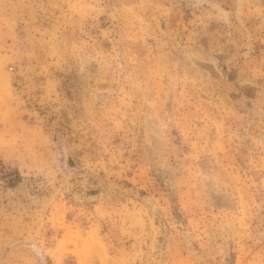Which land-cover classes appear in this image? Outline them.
I'll use <instances>...</instances> for the list:
<instances>
[{
	"label": "rangeland",
	"instance_id": "1",
	"mask_svg": "<svg viewBox=\"0 0 264 264\" xmlns=\"http://www.w3.org/2000/svg\"><path fill=\"white\" fill-rule=\"evenodd\" d=\"M15 2L0 67L34 163L0 160V264H259L264 0H101L82 28Z\"/></svg>",
	"mask_w": 264,
	"mask_h": 264
},
{
	"label": "clouds",
	"instance_id": "2",
	"mask_svg": "<svg viewBox=\"0 0 264 264\" xmlns=\"http://www.w3.org/2000/svg\"><path fill=\"white\" fill-rule=\"evenodd\" d=\"M58 7L59 5H53ZM18 7L15 0H0V35L4 34V29H11L12 25L8 21V15L14 13ZM158 7V6H157ZM105 11L101 7V0H95V3H88L86 0H68L67 11L63 13L67 20L73 26L83 27L85 18L102 14ZM131 11V10H128ZM73 52H83L82 45H72ZM17 97L12 95L8 86L7 73H4L0 67V160L5 162L15 160L23 167H29L34 163L33 152L30 143L17 135L13 130L12 118L19 106ZM260 170L264 171V156H261L259 162ZM13 264V262H10ZM23 264H42L36 259H24ZM264 264V259L259 261Z\"/></svg>",
	"mask_w": 264,
	"mask_h": 264
},
{
	"label": "trees",
	"instance_id": "3",
	"mask_svg": "<svg viewBox=\"0 0 264 264\" xmlns=\"http://www.w3.org/2000/svg\"><path fill=\"white\" fill-rule=\"evenodd\" d=\"M14 179H20V175L18 174V173H16L15 175H14Z\"/></svg>",
	"mask_w": 264,
	"mask_h": 264
}]
</instances>
